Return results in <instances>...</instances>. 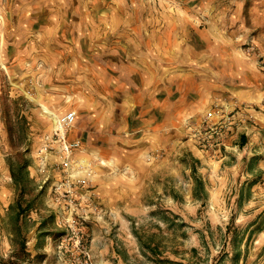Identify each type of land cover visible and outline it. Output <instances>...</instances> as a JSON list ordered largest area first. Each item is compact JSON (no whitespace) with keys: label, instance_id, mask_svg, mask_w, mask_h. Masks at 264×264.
<instances>
[{"label":"rangeland","instance_id":"374dc122","mask_svg":"<svg viewBox=\"0 0 264 264\" xmlns=\"http://www.w3.org/2000/svg\"><path fill=\"white\" fill-rule=\"evenodd\" d=\"M140 25L193 43L197 68L226 59L230 111L163 129L126 113L107 56ZM13 263L264 264V0H0V264Z\"/></svg>","mask_w":264,"mask_h":264},{"label":"crops","instance_id":"0c3cea01","mask_svg":"<svg viewBox=\"0 0 264 264\" xmlns=\"http://www.w3.org/2000/svg\"><path fill=\"white\" fill-rule=\"evenodd\" d=\"M163 29L160 26L140 25L139 29L135 30L136 35L139 34L138 40L131 38L130 42L119 41L112 44L110 48L115 51V55H108L107 58L115 61V70L111 75L117 78L114 79V85L109 80L108 91L119 95L122 91L125 99H131L127 103L130 108L125 109L126 113L132 114L137 108L135 114L142 115L144 121L149 118L151 123L154 122L157 126L160 124L161 129L176 127L191 118L199 122L205 112L217 104L221 109L208 112L211 116L230 111V106L224 101L229 90L227 60L223 59L224 64L221 67L211 70L203 68L202 65L197 68L194 44L181 43L172 37L164 40ZM165 30L170 34L174 32V27H165ZM143 33L149 36L145 41L142 40ZM116 50L122 51L123 63L116 60L121 57L120 52L118 54ZM115 73H122L123 77L119 78ZM137 75L139 80H136ZM232 87L230 89L242 91L241 86ZM165 91H170L174 98L168 101ZM153 115L154 119H151ZM172 115L171 123L175 125H165V120L169 121ZM244 136L242 132L240 138L244 140ZM194 152L200 154L197 149Z\"/></svg>","mask_w":264,"mask_h":264},{"label":"built area","instance_id":"2783aa9c","mask_svg":"<svg viewBox=\"0 0 264 264\" xmlns=\"http://www.w3.org/2000/svg\"><path fill=\"white\" fill-rule=\"evenodd\" d=\"M226 118H227L226 120H229L230 119L229 117H226ZM73 119H74V114L72 112L67 113L66 115H64L62 117V121H63L64 124L65 123L68 124V123L72 122ZM219 124H220L219 125L220 128H221V126H224L225 125V124L222 125L221 123H219ZM220 128L218 127V125H209L208 127H205L204 128L203 133L205 135L209 136V137H212V136H214V135H216V134L219 133Z\"/></svg>","mask_w":264,"mask_h":264},{"label":"trees","instance_id":"16d2710c","mask_svg":"<svg viewBox=\"0 0 264 264\" xmlns=\"http://www.w3.org/2000/svg\"><path fill=\"white\" fill-rule=\"evenodd\" d=\"M20 169H21V167H20ZM11 173V176L14 178L15 177V172L13 171V168L11 167V171H10ZM17 207H18V216L20 215V212H21V209H20V205H17ZM13 264H15V263H13Z\"/></svg>","mask_w":264,"mask_h":264}]
</instances>
